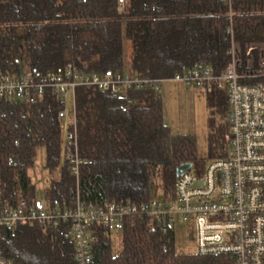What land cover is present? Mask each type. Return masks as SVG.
Masks as SVG:
<instances>
[{"label": "trees", "instance_id": "1", "mask_svg": "<svg viewBox=\"0 0 264 264\" xmlns=\"http://www.w3.org/2000/svg\"><path fill=\"white\" fill-rule=\"evenodd\" d=\"M232 28V32L230 31ZM237 44L240 71L251 48L260 69L264 45V0H0V70L22 65L47 70L72 62L86 73L127 71L141 78H169L196 61L217 73L232 62ZM128 68V69H127ZM262 78H257L259 80ZM251 79L250 81H253ZM134 101L95 87L76 90L79 178L66 159V132L60 98L47 102L0 101V206L29 204L37 196L30 174L37 151L47 150L50 208L85 198L142 202L155 195L162 175L164 193L173 191L177 168L199 165L196 137L173 133L165 123L156 88L132 93ZM223 154V146L216 158ZM200 171V170H199ZM65 228L44 234L39 226L2 229L1 246L15 264H76ZM122 248L114 253L111 235L99 229L94 264H235L223 256L177 251L174 231L163 233L145 221L127 223Z\"/></svg>", "mask_w": 264, "mask_h": 264}, {"label": "built area", "instance_id": "2", "mask_svg": "<svg viewBox=\"0 0 264 264\" xmlns=\"http://www.w3.org/2000/svg\"><path fill=\"white\" fill-rule=\"evenodd\" d=\"M117 9L125 12L126 0H117ZM229 53L232 62L222 73L207 62L196 61L162 79L141 78L125 71L86 73L72 62L47 70L28 64L18 72L0 70V101L34 104L57 97L64 105L59 110L64 118L68 115V97L73 95L75 117L70 123L74 131L69 132L64 148L77 178L84 162L76 129L79 87L109 91L132 103V93L175 81L226 90L230 105L223 154L206 164L201 173L193 170L192 164L177 177L169 195H152L138 202L130 198H85L78 192L73 205L50 208L45 191L31 204L23 200L0 206V264H15L1 246L4 228L39 226L44 234L65 228L73 242L76 264H94L93 246L99 229L112 236L120 234L127 223L141 220L168 233L176 232V226L189 219L196 225L197 255L223 256L235 264H264V71L261 67L240 71L242 62L235 42Z\"/></svg>", "mask_w": 264, "mask_h": 264}, {"label": "rangeland", "instance_id": "3", "mask_svg": "<svg viewBox=\"0 0 264 264\" xmlns=\"http://www.w3.org/2000/svg\"><path fill=\"white\" fill-rule=\"evenodd\" d=\"M260 67L264 71V45L259 46ZM252 50H247V61L245 67L253 69V57L249 54ZM242 62V61H241ZM263 62V64H262ZM130 70V65L127 66ZM246 69H244L245 71ZM164 107L165 123L173 133L191 134L196 137V146L199 165L193 164V170H200V173L220 152L221 146L225 145V135L228 130V114L230 105L226 90H208L206 88L187 85L179 82L164 81L158 88ZM68 115L63 118V123L68 133L75 117L73 95L68 97ZM68 136V135H67ZM47 150L41 147L37 151V157L31 169L33 181L37 188V197L43 196L48 191L51 184V171L48 167ZM66 150L62 159V165L66 161ZM157 178L154 185L155 196L163 197L164 182L162 175ZM175 186L167 194L174 192ZM177 251L182 254H196V225L194 219L179 223L175 228ZM113 252L116 254L122 248L119 233L111 236Z\"/></svg>", "mask_w": 264, "mask_h": 264}, {"label": "water", "instance_id": "4", "mask_svg": "<svg viewBox=\"0 0 264 264\" xmlns=\"http://www.w3.org/2000/svg\"><path fill=\"white\" fill-rule=\"evenodd\" d=\"M192 163H183L177 168V175H181L186 169L191 168Z\"/></svg>", "mask_w": 264, "mask_h": 264}, {"label": "crops", "instance_id": "5", "mask_svg": "<svg viewBox=\"0 0 264 264\" xmlns=\"http://www.w3.org/2000/svg\"><path fill=\"white\" fill-rule=\"evenodd\" d=\"M125 72H129V71H125ZM172 82H175V81H172ZM158 90V89H157ZM139 92V91H138ZM135 93H137V92H135ZM159 93V92H158ZM160 95V94H159ZM160 97H161V95H160ZM134 99V98H133ZM30 174L32 175V172H31V170H30ZM46 193H47V191H46Z\"/></svg>", "mask_w": 264, "mask_h": 264}]
</instances>
